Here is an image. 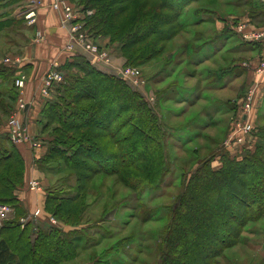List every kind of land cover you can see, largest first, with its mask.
Returning <instances> with one entry per match:
<instances>
[{"label": "trees", "instance_id": "obj_1", "mask_svg": "<svg viewBox=\"0 0 264 264\" xmlns=\"http://www.w3.org/2000/svg\"><path fill=\"white\" fill-rule=\"evenodd\" d=\"M69 1L78 2L82 11H93L84 18L88 35L106 38L107 45H118L127 65L139 67L163 55L167 43L182 32L187 10L194 8L200 13L204 0ZM233 2L236 7L245 3L256 7L259 11L252 8L247 17L261 18L259 23L264 25V1ZM4 13L0 14V30L17 21ZM61 68L64 80L55 84L41 110L42 131L50 129L51 138L36 163L41 171L63 172L45 195V211L64 227L34 218L25 224L20 222L28 213L18 197L25 180V160L8 133L0 132V203L16 211L14 218L0 225V264H64L75 260L81 243H89L82 236L86 235L85 226L92 222L84 227L82 222L90 206L89 184L93 177L117 175L140 203L146 189L158 191L171 185L166 180L172 170L173 153L168 142L172 141L176 149L185 147L170 137L172 130L187 124L168 122L162 103L159 109L164 114L157 113L122 78L100 71L83 55L69 56ZM17 71L14 63L0 62V124L14 110L8 97L15 100L18 95L14 87ZM175 86L169 84L157 90L158 101L174 99ZM172 114L180 117L178 111ZM255 143L234 157L220 147L211 149L192 167L183 166L181 186L173 190L172 202L164 206L165 226L153 235L155 240L148 246V261L215 264L240 243L244 228L264 218V144ZM217 157L220 165L214 168L212 162ZM143 205H133L134 209H142V222L158 217L153 208L145 205L143 209ZM104 212L103 208L100 214L104 216ZM103 216L99 220L104 221ZM133 239L128 234L122 241L128 245L126 252L134 253L132 259L139 260L142 251L139 246L133 250Z\"/></svg>", "mask_w": 264, "mask_h": 264}, {"label": "rangeland", "instance_id": "obj_2", "mask_svg": "<svg viewBox=\"0 0 264 264\" xmlns=\"http://www.w3.org/2000/svg\"><path fill=\"white\" fill-rule=\"evenodd\" d=\"M10 1L11 0H0V6L1 5L5 6L4 9H0V14H2V12H5L4 16H10L14 20H17L8 23L3 27V29L0 30V62L4 61L6 63H8V61L12 62L14 59L20 60V56H22V53L25 52L24 45L27 43V37L24 32L26 31L27 26L24 23L26 22L24 18H25V14L27 13V10H29L30 8L29 5L27 4L30 3L32 0H19V1L15 0L12 3H9ZM68 2H70V5L72 7H80V8L82 7L76 1L73 2L68 0ZM234 2L233 0H204L202 2L203 8L200 13L197 14V11H195L196 9L194 8L192 10L191 9L187 10L189 12L183 16V20H184L183 25L185 26L182 32L179 33V35H177L171 42L167 43L166 50L163 53V55H161L157 60L153 61L148 65L139 66V67L127 65V59H125L118 50L117 47L118 45H112V47L110 46V48H108L112 52V55L115 54L117 51V57L118 59H120V62L119 61L115 62V59H113V64L116 67L132 68L138 71L145 79V84L140 86L139 89L134 88L132 85L126 82L127 80L125 81L124 78L120 77L116 73L114 68H111L113 71L112 70L110 71L108 69H106V71L103 70L100 71L106 72L108 74H113L115 76H119L120 78H122L131 88L140 92L147 99L149 104L153 107V109H155L157 113H160L161 111L162 114H164L162 109H159V106L162 103V105L166 107V115L168 117V122L173 123V125H180V124L185 125L187 123V126L191 127V130L186 132L187 129L179 128V127H177L175 130H172L170 139H173L174 137L176 141H179L180 143L184 144L185 147L182 146L183 148H181V146H179L180 148L176 149L174 148L175 146L171 144L172 142L171 140H170L171 142H168L169 149H171L173 153L171 155L172 170L170 171V174L167 176L166 180L171 185H168V187L165 186L163 189L158 191L153 189H146L141 196L140 203L138 200H134L131 197L130 195V193L132 192L131 189L124 186L119 181L117 175L115 176V174H113L106 177L101 175H96L93 177V179L90 181L89 184L90 195L88 197V202L90 206L82 222L83 227L84 224H86L87 222H92L91 224L85 226V229L87 230L86 231L84 229L86 231V235L82 236L83 241L86 239V241L88 240L89 243L87 244V246L81 243V245L79 246L80 248L78 249L80 251L78 253L77 258L73 261L64 264H152L151 261H148L149 260L148 256L150 253V247L148 246L153 240H155L153 239V235H157L165 226L166 221L165 219H163V217H164V212L166 211L164 206L172 202L173 200L172 192H174L173 190L180 188L181 186L180 174L181 172H183L182 170L183 166L185 165L186 168L192 167L195 164L196 160L198 161V159L207 155L209 153L208 151H210L211 149H217L218 147H220V149L222 150L224 149L227 150L223 146L224 144L223 142L225 141V138L229 133L231 119L234 120L236 118L237 114L239 113L238 109L240 108L241 105H236L235 102L231 103L228 106L227 111L223 110L217 115V112H215V106H212L210 103L212 101L208 103L206 101H201L200 103L198 102V99L194 100V97L197 94L198 89L200 88L198 85L200 82L201 75L208 76V73L210 72L208 70L210 69L215 70L219 66H223V67L225 66L226 69H231L233 71V75L236 76L241 72V67L236 68L233 66L239 62L244 63L243 61H245V59H248L250 57L249 55L243 52L245 50L244 47H247L250 44L247 43L241 44V42L244 43L247 42V40H245L244 38L241 39L240 37L238 38L234 37V39L232 40H230V38L225 39L223 37L225 34H222L223 36H218L219 33L217 32L216 27L220 23L219 21H215L213 23L214 16H217L218 18L219 17L227 18L228 16L235 15L236 17L234 16V18L240 22L241 19L247 18L248 11L251 10L252 8L259 11L256 7L250 8V6L247 5L248 3L247 4L245 3L246 0L245 1L240 0V2L245 3L244 5H242L243 7L234 6ZM231 3L233 5H231ZM53 11L59 14L61 18V25L69 30L70 25L64 24V22L62 21L61 13L54 9ZM21 19L23 21H21ZM261 20L262 19L259 18L251 22H253L256 25H261V23H259ZM220 37H221V41H218V46L222 45L223 41L226 40V42L222 46L223 47L221 50L222 52H218L215 57L217 64H215L214 61L215 59L208 64H202L205 61V58H203V52H201L200 55L198 53L197 55H195V52H193L195 51L197 45L196 44L197 40L195 38H202V40L205 42L203 44L204 48L207 51L214 52L215 49L207 48V47H212L213 43L207 41ZM69 41H70V31H69L67 43L65 44V49H67L66 47ZM201 42L202 41H200V43ZM98 43L102 47L107 48L108 42L100 41ZM225 50H229V53L227 54ZM178 51L179 53H177ZM180 52H184V54L182 53L183 54L182 55L180 54ZM73 54L75 55L79 54L86 57L81 49H78ZM90 64L96 67L91 62ZM242 66L247 68L244 65ZM25 75H26V82L23 92H21L20 95L18 93L15 100L8 97L9 101H13L12 104L14 106V110L21 99L27 102L24 96V91L26 90L27 81L29 80L28 78L29 75L28 74ZM155 81L156 82L162 81L163 82L162 86L166 84L167 85L174 84L176 85L175 88L179 87L178 91L180 93L176 96V98H174L175 101L173 100H169V101L161 100L162 102L158 101L159 99L157 95V90L158 91L161 90L162 87L160 85L155 84L156 83ZM250 81L251 78L249 76L247 79H245L243 83L241 78L237 80L232 85V90H234V94L231 95H234L233 98H236L239 95L244 97L248 89L252 85H254V83H251ZM218 82H221V80H219ZM6 85L9 84L6 83ZM183 86H185L184 88L187 87L188 90L191 91L190 93H188L190 94L189 97L190 99L188 102L189 103L193 102L191 106H187L186 104L184 106L177 105V102H182V100L186 98L185 93L181 89L183 88ZM38 87H39V83L37 86L33 87V92H34L33 96L37 94ZM199 93L201 92L199 91ZM210 94H211L210 92H207L208 96ZM227 95L230 96L229 94ZM47 99L48 98H44V100ZM184 107L187 108L190 107V108H188V110H186L185 112L182 109ZM256 107L258 108L255 99L251 118H253L254 114L257 113ZM163 110L165 111V109ZM167 111L169 113H167ZM177 111L178 113H180L179 115L180 117H176L172 114V112H177ZM12 113H10L8 116L3 117L2 123L0 124V132L6 133L3 127H6L10 119L13 117L11 115H14V113L13 114ZM22 113L23 112H21V114ZM185 113H187L188 115L182 118ZM21 114H19L20 119H22ZM260 114H264V109H262L259 115ZM221 118L224 119L223 124L218 125L216 128L215 127L206 128L205 131H203L204 136L201 137V139H198V137L193 134V133L198 134L200 131L199 128L194 127L196 126V123L201 124L203 126L207 124L216 125L214 123L215 120H220ZM37 119H38L37 122L41 127V131L36 133L37 134L35 135L36 138L34 137V139L37 140V143L35 145L30 144V148L31 151L33 152L32 155L34 156V159L32 161L34 167L33 169L38 170L40 172V175L30 176V178L26 182L24 180L23 187L26 189L25 191L29 190L30 192H33V190H31L30 188V183L31 181L38 179L42 189L40 195L44 197L46 193L49 191V189L52 190L53 187H55V184L57 183V181H59V178L61 177V175H63V172L60 171L59 173H53V172L51 173L47 171H41V169L37 166L36 160H38V158H41L44 155V153L48 148V141L51 138L50 129L47 130L46 132L42 131L43 117L41 116V113L37 117ZM22 121L25 123L24 119H22ZM164 121H167V119L165 118ZM262 137L259 139L258 144H264V138ZM247 142H248V146H252V144L253 146L256 145L255 141H249V138ZM195 149H198L199 151L194 152ZM205 149H207L206 152L204 151ZM241 152L239 154H241ZM229 154L230 156L233 157L239 155V154L234 155L231 153ZM216 160L217 161L219 160L218 157L216 158ZM25 169H26L25 170L26 173L27 172L26 162H25ZM34 193L38 194V192L35 191L33 192V194ZM168 193L171 194L168 195ZM142 202L145 203L147 207L153 208L154 211L157 213L158 217H155L147 222H142L139 217V214L142 212V209L141 208L134 209L133 206L135 204H142ZM145 205L142 206L143 209L146 207ZM103 208L106 212V213L104 212V216L100 214ZM36 209L34 210L36 211ZM39 210L42 209L39 208ZM109 210L110 212L107 213V211ZM28 211L29 210H27V212ZM15 214L16 211L14 210L11 213V215L8 216L7 219L14 218ZM26 216H28V214ZM39 216H41V214ZM51 216L52 215H50L49 217ZM100 216L104 217V221L103 219L99 220ZM258 222H264V218H261L260 221ZM41 223H47V222L42 221ZM47 224L58 227L57 224H53L51 220H49V223ZM128 234H132V236H134V239L130 243L132 246L134 245L133 250L134 251L137 250L138 249L137 246H139L142 251L139 260L132 259L134 253L126 252V250H128L129 248L128 245L123 244L122 240ZM243 249L246 250V247L243 246ZM241 251H242V246L236 245L235 247H232L228 251H226V254L228 255H226L224 260L218 259L215 264H245L244 261L241 260L242 257ZM129 254L132 255L129 257ZM252 259L248 258L246 260L248 261L256 260L255 258ZM143 261L146 263H143ZM251 264H264V262L255 261L254 263Z\"/></svg>", "mask_w": 264, "mask_h": 264}, {"label": "crops", "instance_id": "obj_3", "mask_svg": "<svg viewBox=\"0 0 264 264\" xmlns=\"http://www.w3.org/2000/svg\"><path fill=\"white\" fill-rule=\"evenodd\" d=\"M51 2L52 0H41L40 4L35 6L36 21L34 24L28 25L24 22L25 25L27 26L26 27L27 29L24 32L27 37V43L25 44L26 46L24 45L25 52L22 53V56H20L19 62L15 63V65L18 67V71L16 72V75H18L19 72L29 75L28 76L29 80L27 81L26 90L24 91V96H25V99L27 100L26 109L21 114V118L24 119L25 125L28 127L29 134H31V136L35 138H36L35 135H37L36 133L41 131V127L39 123L37 122L38 121L37 117L41 113V109L44 105V99H42L38 93L35 94V96H33L34 95L33 87L37 86L38 83L40 85L41 77L44 75V73L48 72V70L52 68L53 62H58L59 64L63 65L68 60L69 56L74 55L73 53L65 49V44L67 43V40H68L69 30L61 25V18L59 14L53 11V9L51 8L50 6ZM4 7L3 5H1L0 9H4ZM234 16L235 15H231V16H228L227 18H223V17L218 18L217 16L213 17V23L215 21H219L220 23L216 27V30L219 33L218 36H223L222 34H225L223 36L225 39L230 38V40H232L234 39V37L236 38L240 37L242 39L243 36L241 32H244V33L249 32V31H261L262 32V30H264V27H261L264 25L254 24L253 22H251L253 20L249 17L243 18L239 22L237 19L234 18ZM195 39L197 40L196 52L199 55L201 52H203V58H205V61L202 64H208L212 60H214L217 53L222 52L221 51L223 48L222 46L226 42L225 40L222 42V45L218 46V41H221V37L207 41V42H212L214 44V45L212 44V47H207V48L215 49L214 52H210L204 48L203 44L205 42L202 40V38H195ZM95 41L96 42L97 41L107 42V39L99 38V39H96ZM200 41L202 42L200 43ZM98 42L97 44H99ZM246 43L250 45L247 47H244L245 50L243 52L249 55L250 57L248 59H245V61H243L244 63L239 62L233 66L236 68L241 67V72L235 76L233 75V71L231 69H226L225 66L224 67L219 66L215 70H212V69L208 70L210 71L208 73V76L207 75L200 76V82L198 85L200 88L198 89V92L195 95L194 100L198 99V102L200 103L201 101H206L207 103L212 101L210 103L212 106H215V112H217V115H218V113L222 112L223 110L227 111L228 106L231 103L235 102L236 105L241 104L243 96L239 95L238 97L233 98L234 95H231V94H234V90H232V85L240 78L242 79V83H243L245 79H247L249 76L251 78L250 82L254 83V85H256V88H257L255 91L257 94L256 105H258V108L256 107L257 113L254 114L252 118V122H254L253 132L255 135V140L258 142L259 139L262 136H264V134H262L264 133V114L259 115L262 109H264V76H259L255 72V69L259 64V58L262 54V48H264V43H262L261 41H253V42L247 41L244 43L241 42V44H246ZM110 46L112 47L111 44L107 45V48H110ZM225 52L228 54L229 50H225ZM177 53H179V51ZM197 53H195V55H197ZM113 55H114L115 62L116 61L120 62V59H118L117 57V51ZM214 61H215V64H217L216 59ZM2 62L5 63L4 61ZM242 65L246 66L247 68L243 67ZM104 71H106V69ZM249 72H250V75H249ZM219 80H221V82H218ZM162 83L163 82L160 81L159 83H157V85H160L163 89L164 87L167 86V84L162 86ZM184 87L185 86H183V88L181 89L185 93L186 98L183 99L182 102H177V105L184 106L186 104L187 106H191L193 102L192 103L188 102L190 99L189 98L190 94L188 93H190L191 91L188 90L187 87L186 88ZM174 89H175V98H176V96L180 93L178 91L179 87L174 88ZM199 91L202 94L199 93ZM207 92H210L211 94L208 96ZM227 94H229L230 96H228ZM172 100L175 101V99H172ZM220 107H221V110H220ZM188 108L184 107L182 109L183 111L186 112ZM187 115L188 114L185 113L182 118L186 117ZM231 120L233 121V119ZM223 122H224V119L221 118L220 120H215L214 123L216 125L207 124L203 126L201 124L196 123V126L194 127H197L200 129L198 133L200 134V136H197L198 139H201V137L204 136L203 131H205L206 128H214V127L216 128L218 125H222ZM3 128L6 129V127H3ZM184 128L187 129L186 132L191 130V127H184ZM193 134L195 136L197 135L195 133ZM31 141H34V138H32ZM30 144H32V142H24V143L16 145L20 154L22 155V157L24 158L26 162L27 172L25 173V182L30 178V176L40 175V172L38 170L33 169L34 167H33L32 161L34 159V156L32 155L33 152L31 151ZM212 165L214 168H218L220 165V161L215 160L212 162ZM25 190L26 189L22 187L18 191V197L20 200L24 202L27 210H29L27 214L29 215L33 214L34 209L41 208L42 209L41 216L35 217L34 221L38 220L39 222L45 221L49 223V220H50L49 216L51 214L45 211L46 196L42 197L40 193L33 194V192H30L29 190L28 191H25ZM1 224H2V221L0 222V225ZM244 229L245 230L243 231L241 241L237 245V246H242L241 260L244 261L245 264H251V263H254L255 261L256 262L264 261V222H257L255 224H250ZM243 246L246 247V250L243 249ZM225 255H228V254H225ZM247 257L251 259L255 258L256 260L252 261L253 260L252 259L251 261L250 260L248 261L246 260L248 259Z\"/></svg>", "mask_w": 264, "mask_h": 264}, {"label": "built area", "instance_id": "obj_4", "mask_svg": "<svg viewBox=\"0 0 264 264\" xmlns=\"http://www.w3.org/2000/svg\"><path fill=\"white\" fill-rule=\"evenodd\" d=\"M41 0H33L30 2L29 10L25 14V20L28 25H32L36 21V11L35 6L39 5ZM52 9L57 10L61 13L62 21L64 24H69L70 28V41L67 45V51L74 53L78 49H81L87 59L96 66L97 69L101 70H112L114 68L116 73L125 79L130 85L134 88H140V86L145 84V79L142 75L132 69V68H123L116 67L113 64L114 55L112 52L101 45L97 44L96 39L87 34V31L84 29V18L85 16H90L93 14L92 10L82 11L80 7H72L70 2L67 0H52L50 3ZM243 38L247 41H262L264 42V30L261 31H249V32H241ZM77 49V50H76ZM19 62V59H14L12 63ZM9 62V61H8ZM112 63V64H111ZM113 71V70H112ZM255 71L260 75L264 76V51L259 58V64L256 67ZM40 85L37 89V93L40 97L49 98L51 92L55 86V84H59L64 80V74L61 70V64L58 62L52 63V68L46 72L44 76L41 77ZM26 82V75L24 73L19 72L17 77L14 80V86L17 92H23L24 86ZM256 85H252L245 96L242 98V102L239 108V113L236 118L233 120L231 127L229 129V133L227 134L225 141L223 142V146L231 153L237 154L242 150V148H250L252 146H248V138L249 141H253L254 139V125L252 122L251 114L252 109L256 99ZM26 107V102L21 99L13 111L14 115L9 123L7 124V132L11 138V140L16 144H21L24 142H32L31 145H35L37 140L31 141L33 136L29 134L28 127L25 123L20 119L19 114L24 111ZM12 113V114H13ZM251 137V138H250ZM251 139V140H250ZM253 139V140H252ZM30 188L33 192L41 193L42 189L40 186L39 180H33L30 183ZM13 212V208L9 205L0 203V222L6 220L8 216ZM42 213V210L36 209L33 214H30L27 218H22L21 223L25 224L28 218L31 216H38ZM50 220L53 224H59L58 220L53 216L50 217Z\"/></svg>", "mask_w": 264, "mask_h": 264}]
</instances>
